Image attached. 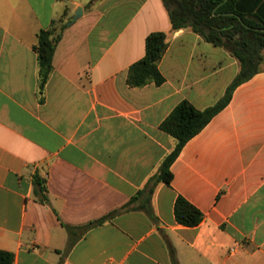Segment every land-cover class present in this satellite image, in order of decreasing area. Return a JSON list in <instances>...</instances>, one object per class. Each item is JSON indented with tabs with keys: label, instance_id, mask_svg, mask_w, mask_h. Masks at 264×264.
<instances>
[{
	"label": "crops",
	"instance_id": "1",
	"mask_svg": "<svg viewBox=\"0 0 264 264\" xmlns=\"http://www.w3.org/2000/svg\"><path fill=\"white\" fill-rule=\"evenodd\" d=\"M43 29L59 40L41 93L34 45ZM154 31L169 34L165 81L130 86L129 67ZM239 70L224 48L173 31L162 0H0V249L11 264H172L170 246L179 264H264L262 66L183 147L171 183L155 190L157 221L118 214L65 252L63 222L85 224L127 203L175 146L162 122L184 100L216 104ZM35 173L49 205L34 195ZM179 196L203 213L198 225L177 222Z\"/></svg>",
	"mask_w": 264,
	"mask_h": 264
},
{
	"label": "trees",
	"instance_id": "2",
	"mask_svg": "<svg viewBox=\"0 0 264 264\" xmlns=\"http://www.w3.org/2000/svg\"><path fill=\"white\" fill-rule=\"evenodd\" d=\"M170 18L173 31L188 28L199 34L205 41L220 46L234 56L240 64V70L228 86L225 95L214 105L198 109L188 100L180 102L160 128L175 139V146L164 158L158 170L122 207L106 215L81 225L63 222L68 233L65 252H69L76 242L92 228L104 224L118 214L140 210L157 221L152 200L157 186L170 184L173 179L171 166L179 156L186 143L207 126L212 118L231 100L235 88L260 72L264 61V17H262V0H162ZM86 32L98 18L92 12ZM67 24L64 25V28ZM59 37L53 29H43L38 33L34 49L38 55L39 91L44 92L52 71L55 69V53ZM169 46V34L164 31L151 32L146 38V54L134 62L128 70L127 82L133 87H143L149 83L161 85L165 77L159 69V63ZM68 54L60 61L65 63ZM43 100V98H41ZM34 195L36 199L49 205L50 199L46 179L38 173L33 176ZM178 223L196 226L203 220V213L184 197L179 196L174 207ZM172 264H179L176 252L170 246ZM14 255L0 249V264H11Z\"/></svg>",
	"mask_w": 264,
	"mask_h": 264
},
{
	"label": "water",
	"instance_id": "3",
	"mask_svg": "<svg viewBox=\"0 0 264 264\" xmlns=\"http://www.w3.org/2000/svg\"><path fill=\"white\" fill-rule=\"evenodd\" d=\"M81 15H82V8L79 7L78 10L75 12V15H74L72 22L75 21L76 19H78Z\"/></svg>",
	"mask_w": 264,
	"mask_h": 264
},
{
	"label": "rangeland",
	"instance_id": "4",
	"mask_svg": "<svg viewBox=\"0 0 264 264\" xmlns=\"http://www.w3.org/2000/svg\"><path fill=\"white\" fill-rule=\"evenodd\" d=\"M66 23H68V24H71V23H72V21L65 22V24H66ZM261 66H262V68H264V61L261 63Z\"/></svg>",
	"mask_w": 264,
	"mask_h": 264
}]
</instances>
